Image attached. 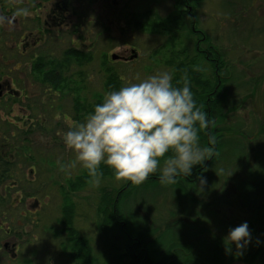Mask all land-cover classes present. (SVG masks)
<instances>
[{"label": "rangeland", "instance_id": "1", "mask_svg": "<svg viewBox=\"0 0 264 264\" xmlns=\"http://www.w3.org/2000/svg\"><path fill=\"white\" fill-rule=\"evenodd\" d=\"M185 9L178 0H68V35H53L52 47L43 48V55L58 62L68 47L85 53L87 59L79 64L68 52L66 88L56 92L34 79L30 58L24 57L18 69L17 52L0 46V76L8 73L11 88L19 92L10 90L0 98V158L10 162L8 178L0 182V228L10 226L24 239L20 261L33 257L36 247L39 264H79L61 248L68 235L55 236L63 228L65 195L74 210V226L91 244L94 264H118V253L110 252L105 241L118 246L121 240L122 246V234L114 227L109 232L100 228L99 209L103 190L115 196L126 180L106 175L99 187H92L85 178L81 189L71 188L69 181L84 169L77 163L70 176L60 171L59 163L75 159L62 133L102 101L109 92L110 72L120 78L119 89L158 71L172 72L183 57L196 56L197 46L207 50V41L224 63L220 70L217 63L214 71L222 73L226 95L225 116H217L212 128L224 142L217 154L215 149L216 162L203 174V183L184 180L178 188L162 183L139 188L122 209L130 220L159 229L156 233L169 225L175 231L169 238L190 232L191 240L210 242L219 234L228 240L222 226L249 223L236 190L247 170L245 161L264 164V0H202L195 4L194 14ZM143 15L148 24L136 26ZM133 50L137 57L129 60ZM113 54L119 59L113 60ZM197 61L211 79L213 63L195 57L196 67ZM216 211L220 213L213 214ZM5 238L0 229V245Z\"/></svg>", "mask_w": 264, "mask_h": 264}, {"label": "clouds", "instance_id": "2", "mask_svg": "<svg viewBox=\"0 0 264 264\" xmlns=\"http://www.w3.org/2000/svg\"><path fill=\"white\" fill-rule=\"evenodd\" d=\"M14 14L30 13L21 8ZM173 80L172 72L158 71L106 92L83 121L62 133L75 159L59 163L60 171L70 176L79 163L92 187L100 185L101 164L111 168L116 179L138 185L153 174L162 184L191 176L194 166L214 154L213 137L209 136L210 146L200 142V132L210 129L214 121L197 106L187 76L175 84ZM226 238L242 254L251 240L247 221L230 227Z\"/></svg>", "mask_w": 264, "mask_h": 264}, {"label": "trees", "instance_id": "3", "mask_svg": "<svg viewBox=\"0 0 264 264\" xmlns=\"http://www.w3.org/2000/svg\"><path fill=\"white\" fill-rule=\"evenodd\" d=\"M201 1L202 0H178L180 6L184 7L187 3V6L190 5L193 8L195 4ZM183 12L188 14V10L186 9ZM146 16L147 15L139 17V21L135 23V25L139 26L140 24L142 27H145L146 24H148ZM176 20H180L179 15L176 17ZM173 23L175 24V21H173ZM192 23L196 24L195 22ZM203 41L204 40L200 42ZM205 45L208 51L197 46L196 56H192L191 60L186 57V59H184L186 61H184L183 57L173 65V83L175 84L180 80L181 76L186 75L190 81L191 90L194 94L197 106L200 107L201 110L207 111L210 118L214 121L217 116H225L223 107L226 104V95L225 92H222L224 83H220L223 81L220 79L222 73L218 71L217 74L214 75L217 63L218 70L224 67V63L221 60V53L210 41H207V43L205 42ZM211 50H213L214 53L211 52ZM68 52L75 57L76 62L79 64H83L87 59L85 53L75 48H72ZM213 54L216 56L215 58L211 57ZM195 57L199 60L207 58L209 62L213 63L211 64L213 66L211 79H214V81L206 75L203 69H200L199 61H197L196 67ZM118 82L121 84L120 78L113 72H110L106 83V90H117L116 86L119 84ZM66 84V81L61 82L57 77H54L49 85L56 92L57 90L66 88ZM77 106H79V109L84 108V106H80V103H77ZM213 127L214 123L211 125L210 129L200 132V141L203 146H210L209 136L213 137L215 140L214 145L217 146L216 148L215 146L212 147L214 152L215 149H217L215 152V154H217L224 146V142L222 139L223 136L217 135L218 130L212 133ZM241 147L239 148L241 149ZM243 155L244 154L240 156ZM215 157L216 155H212L211 158L203 161L202 164L194 166L191 176L184 177L181 175L176 178L175 183L168 185L178 188L184 186V184L182 185L184 180L199 182L208 168L216 162ZM9 163L10 162L4 158H0V182L8 178ZM245 164L247 165V170L245 176L238 181L236 200L241 210L246 214L248 212L250 215L248 225L251 240L246 249L242 250V254H238L235 245L230 244L225 238H221L220 234L218 237L211 236L213 239L210 242H208L209 239L204 240L203 238L191 240L190 238L193 234L190 232H188L185 237H177V235H175L169 238L172 231L173 233L175 232L173 229H169V225H166V228L161 230V232L156 233L159 229L147 228V226H144V224H146L144 222H142L143 224H138L134 222L135 219L130 220L131 217L123 213V202L131 197L133 192L139 188L148 189L150 188L149 185L153 186L154 184L158 185L157 183H161L158 179V174H153L139 185L126 180V184L117 190L115 196L114 193L110 191L104 193L103 190L102 207L99 209V224L103 231L108 230L109 232V229L114 227L122 234L119 236L123 240L122 246L120 245L121 240L118 246L113 243L111 246L109 239L105 241L106 244H108L110 252L116 251L119 254H116L118 264H264V164L253 166L249 164V161H245ZM100 171L102 177L106 175L114 176L111 168L104 164L100 165ZM84 179L86 181L89 180L86 170H84L81 175L77 176L74 181H69L68 185L73 189H81L84 186L82 184ZM190 199L192 200V197ZM63 200L64 205L62 206L61 218L63 228L61 233L55 236L61 234L68 235L69 240H67V243L61 244V248L67 254L69 253L73 260L76 259L79 264H94L93 250L89 240L82 236L74 226V210L72 205L68 202V196L64 195ZM219 213L220 211H216V213L213 214L218 215ZM222 227H225L226 231L230 228L226 226ZM201 231L202 230H200V233ZM163 235H165V237H163ZM167 240H169V245L166 243Z\"/></svg>", "mask_w": 264, "mask_h": 264}, {"label": "flooded vegetation", "instance_id": "4", "mask_svg": "<svg viewBox=\"0 0 264 264\" xmlns=\"http://www.w3.org/2000/svg\"><path fill=\"white\" fill-rule=\"evenodd\" d=\"M185 7L189 14H194L192 6H187L186 3ZM21 8H27L30 14L15 15ZM60 33L68 35V0H0V46L17 52L18 69L23 66L24 57L30 58L34 79L46 86H49L54 77L61 82L67 81L68 47L64 50L65 58L57 60L58 62L53 58L44 57V50L42 51L45 47H52L53 35ZM9 83L8 73L0 76V98L5 94L8 96L10 90L14 94L19 93L13 90ZM0 229L6 236L0 245V264L4 261L6 264H13L16 260L18 264H39L36 247L31 254L33 257H25L20 261L24 239L19 236V231L10 226Z\"/></svg>", "mask_w": 264, "mask_h": 264}, {"label": "water", "instance_id": "5", "mask_svg": "<svg viewBox=\"0 0 264 264\" xmlns=\"http://www.w3.org/2000/svg\"><path fill=\"white\" fill-rule=\"evenodd\" d=\"M136 57H137L136 52H135V50H133V55L130 57L129 60H132V59H134V58H136ZM112 59H113V60H117V59H119V57H118L116 54H113V55H112ZM0 87H1V84H0ZM0 95H1V92H0Z\"/></svg>", "mask_w": 264, "mask_h": 264}]
</instances>
